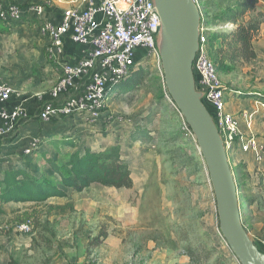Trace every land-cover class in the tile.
Here are the masks:
<instances>
[{"label":"rangeland","instance_id":"1","mask_svg":"<svg viewBox=\"0 0 264 264\" xmlns=\"http://www.w3.org/2000/svg\"><path fill=\"white\" fill-rule=\"evenodd\" d=\"M86 1L0 0V3L34 2L44 4L48 10L58 6L79 8ZM195 2L201 23L210 35L212 30L229 25L212 22L209 16L226 8L230 0ZM251 16L247 15L245 20ZM30 19L24 21L38 23ZM22 22L7 25L5 32H0V58L5 52L3 45L15 53L17 35L23 31L17 25ZM254 47L256 59L239 61L234 70L220 75L227 88L228 108L252 110V122L244 124L262 126L261 131L254 133L260 139L264 138V100L239 94L248 91L264 95V34L257 36ZM140 67L145 76L135 88L108 91L100 120L90 122L84 112L62 119L60 129L52 132L54 137L39 136L42 127L53 126L50 122L38 121V130L26 133L43 138L48 154L54 158H60L61 151L74 148L52 146L48 144L52 138L72 137L81 149L117 145L130 163L133 189L97 185L77 191L63 186L65 197L0 202L5 209L0 216V264H241L220 230L206 162L195 135L188 131L185 118L168 92L160 56L142 51L132 70ZM26 123L19 124L4 138L5 145ZM104 132L108 134L106 138L101 135ZM138 133L146 137L133 139V134ZM23 145L14 142L13 146L0 147V178L13 166H28L54 176L44 158L23 154ZM229 153L237 187H241L239 202L245 205L241 210L243 224L255 244L262 247L264 171L257 165L261 158L257 156L255 165L250 164L243 152ZM23 224L28 225L27 231L21 230ZM103 230L107 237L95 245V237Z\"/></svg>","mask_w":264,"mask_h":264},{"label":"built area","instance_id":"2","mask_svg":"<svg viewBox=\"0 0 264 264\" xmlns=\"http://www.w3.org/2000/svg\"><path fill=\"white\" fill-rule=\"evenodd\" d=\"M45 9L44 4L34 2L26 5L0 3V18L10 24L25 18L38 20V33L50 41L52 53H64L65 37L83 47V57L60 64V78L49 92L50 100L41 104L39 120L49 123L87 112L86 119L96 122L103 117L109 88L132 70L140 53L159 55L156 38L161 20L153 0H87L82 7L66 9L59 24L44 18ZM209 36L201 23L199 48L193 65L196 88L204 92V103L213 109L227 154L240 147L261 154L264 151L261 138L252 134L241 139V124L251 123L254 112L250 109L237 113L228 110L225 84L211 55ZM12 93L13 87L0 81V139L11 135L19 121L28 116L24 102L11 109L5 106ZM186 127L194 135L188 124ZM39 143V137H32L23 148V154H32ZM20 227L23 231L29 229L27 224Z\"/></svg>","mask_w":264,"mask_h":264},{"label":"trees","instance_id":"3","mask_svg":"<svg viewBox=\"0 0 264 264\" xmlns=\"http://www.w3.org/2000/svg\"><path fill=\"white\" fill-rule=\"evenodd\" d=\"M259 1L230 0L226 8L209 16L212 22H229L227 27L212 30L209 36L211 55L212 57L214 56V62L219 72L229 73L234 70L237 62H250L258 57L254 41L264 23V12L258 8ZM249 14H252V16L245 20V17ZM24 20L31 19L25 18L22 21ZM7 25L11 24L0 18V32H5ZM218 40L221 41L215 49V44H217ZM141 69L140 67L139 70L137 68L131 70L119 82L113 84L108 91L111 89L129 90L135 88L145 76L144 70ZM226 89L224 87L225 92L227 91ZM239 94L264 100V95L260 92L242 91ZM206 106L211 114L214 115L213 109L207 104ZM188 128L191 130L189 125ZM18 131L11 137L12 140L9 143L17 138ZM101 135L106 138L108 134L104 132ZM44 137H54V134H48ZM62 137L52 138L48 143L55 147L74 148L72 151H61L60 158H54L48 154V150L43 144L45 142L43 138L40 139V143L32 151V154L40 156L47 161L54 176H48L47 172L38 171L28 166H13L6 169L2 178H0L1 203L39 201L54 196L65 197L67 192L64 187L77 191L97 185L117 189H133L134 182L130 163L117 145L110 146L107 149H95L93 147L81 149L76 147V142L72 137ZM132 137L133 139H144L146 136L138 133L133 134ZM2 141L3 139H0V145ZM57 176L60 178H57ZM238 189H241V187H238ZM1 203L0 216L5 214V209ZM243 207L245 205L242 206V209ZM106 237L107 233L104 230L101 231V234L94 239L95 245L101 244ZM259 248L264 251V245Z\"/></svg>","mask_w":264,"mask_h":264},{"label":"water","instance_id":"4","mask_svg":"<svg viewBox=\"0 0 264 264\" xmlns=\"http://www.w3.org/2000/svg\"><path fill=\"white\" fill-rule=\"evenodd\" d=\"M161 20L156 38L168 92L194 133L216 196L220 230L241 264H264L249 236L228 154L214 117L197 90L194 60L199 48L201 13L195 0H153Z\"/></svg>","mask_w":264,"mask_h":264},{"label":"crops","instance_id":"5","mask_svg":"<svg viewBox=\"0 0 264 264\" xmlns=\"http://www.w3.org/2000/svg\"><path fill=\"white\" fill-rule=\"evenodd\" d=\"M258 8L264 12V0L259 1ZM66 9H63L61 6L52 7L48 10L45 9L44 18L50 19L56 24H59L62 20L63 12ZM38 23L40 22L38 21ZM38 23L32 24L31 21H24L17 25L23 31H20V33L17 35L19 39L15 44V53H10L9 48L6 45H3L2 47L3 51L5 52L0 58V78L13 87L11 98L5 103V106L8 109H11L20 102H24L28 110V116L25 120L22 119L18 123V125L21 124L22 126L24 122H27L24 127H22L24 131L22 130L19 132L17 138L7 145H5L4 141H2L0 147L13 146L14 142L24 143L23 147L28 144L32 137L26 133H29L31 130H38L36 125L38 124V121H40L39 112L41 109V104L44 101L46 102L50 100L49 92L60 78V64L69 60L76 61L84 56L83 47L74 44L69 37L64 38L65 51L62 55L52 53L50 51V41L47 38L41 37L38 33ZM259 34H264V23ZM1 41L4 42L3 39ZM59 101H61V99ZM242 101V104L245 106L244 100ZM240 108L241 107H238L235 110L228 108V110L232 113H237L240 111ZM64 118L65 117H61L52 120L50 122L53 125L52 127H42L39 136L41 134V136H45L52 132H57V129H60L58 126L59 124H62L61 120ZM29 128L30 130H28ZM240 130L244 135H249L250 133L254 134L257 130L261 131L262 126L252 127L248 124L246 125L242 123ZM244 135L241 136V139H245ZM3 140L5 139L3 138ZM261 140L264 142V138H261ZM233 151L245 153L250 164H255L257 156L260 155L261 157L259 156V158L261 159L257 165L259 166V170L264 171V159L262 158L264 156V151L259 154V152L255 151H246L241 147L232 150V152ZM229 156L230 153H228V158Z\"/></svg>","mask_w":264,"mask_h":264}]
</instances>
